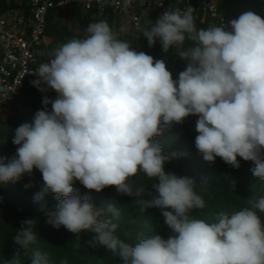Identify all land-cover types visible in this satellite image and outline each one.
Listing matches in <instances>:
<instances>
[{
  "label": "clouds",
  "instance_id": "clouds-1",
  "mask_svg": "<svg viewBox=\"0 0 264 264\" xmlns=\"http://www.w3.org/2000/svg\"><path fill=\"white\" fill-rule=\"evenodd\" d=\"M193 11L166 10L142 32L149 48L158 41L165 54L173 49L187 62L176 79L166 60L135 50L106 21L90 23L87 36L55 48L31 83L57 96L45 95L33 122L16 128L11 161L0 158V183L17 182L34 168L41 172L43 191L58 199L46 223L93 233L89 246L107 248L122 264H264V197L231 214L221 211L212 222L193 218V210L206 206L195 181L166 172L176 154L166 155L153 139L197 116L195 147L206 162L219 157L238 169L240 157L264 180V18L247 11L228 28L197 29ZM138 172L153 181L151 198L136 201L139 211L159 209L172 235L156 233L132 245L115 235L119 208L95 207L74 184L96 192L114 186L139 197L143 189L132 182ZM36 223L21 222L13 236L18 247L2 264H23L22 253L28 256L37 240ZM30 264H51L49 254L32 252Z\"/></svg>",
  "mask_w": 264,
  "mask_h": 264
},
{
  "label": "trees",
  "instance_id": "trees-1",
  "mask_svg": "<svg viewBox=\"0 0 264 264\" xmlns=\"http://www.w3.org/2000/svg\"><path fill=\"white\" fill-rule=\"evenodd\" d=\"M217 1L220 9H232L235 19L247 11L258 13L261 18H264V0ZM21 6H25V3L20 4L17 0H0V9L3 11ZM66 10L70 11L71 22L79 23L83 28L93 20L106 21L118 38L127 41L135 50L143 51L154 59L166 60L168 70L172 72L174 79L178 78V74L186 67L187 62L180 59L173 49L165 54L158 41L154 47H148L142 32L146 28L150 29L153 25L152 18L145 22L142 28H133L132 34L121 32L122 22L118 18L120 15L114 12L111 2L108 3L103 16L95 14V7L85 11L81 5L76 3L63 9H50L47 14L45 33L52 39L43 46L48 61L51 59L52 51L68 39L85 37L83 32H75L67 24L61 23L63 11ZM195 25L197 29L208 28L197 20H195ZM190 45L191 41H186L184 47L187 48ZM173 61L180 66L173 67ZM31 82L32 80L28 79L25 87L26 98L22 101L23 107H17L16 113L11 115V119L16 121L17 126L33 122L32 117L44 107L42 100L45 95H57L53 90H48L47 94L41 93ZM15 103L16 99L11 110ZM48 110L51 111V104L48 105ZM9 112L5 114L8 115ZM5 114L1 117H4ZM197 119V116H189L183 123L174 124L161 136L153 139L164 145L166 155L176 154L165 164V171L192 178L195 181L194 190L205 201V208L193 210L190 215L196 219L212 222L221 211L231 214L234 211L250 207L248 203L250 199L256 200L264 197V180L252 174L251 168L254 167V164L251 161H244L240 157L237 158L240 162L238 169L225 163L219 157L214 162H206L195 147L197 135L195 122ZM14 136L15 133L12 130L2 131L0 129V140L4 137L8 139L7 143L0 142V158L4 159L6 163L10 162L16 154L18 145L13 144ZM132 182L134 188L143 189L139 197L120 194L114 186L106 187L101 192L88 190L79 181L75 182L74 188L81 198L90 197L97 208L106 207L109 203H114L119 208L120 217L118 220H114L118 224L115 235L126 243L135 245L140 240L156 233L168 238L172 232L164 223L160 210L151 208L141 213L139 205L136 203L137 200L151 198L149 193H152L153 181L143 172H138L132 178ZM43 189L42 174L35 168L31 173L22 174L17 182L0 183V264L13 258L18 247L13 241V236L20 228L21 222L26 219L36 220V227L33 230L37 240L30 245L28 256L22 253L23 264H30L31 253L35 251L47 252L51 264H60L63 260H67L68 264H122L121 259L107 248L89 246L87 241L92 238L93 233L85 231L77 235L63 226L57 229L46 223L47 213L55 211L58 199L53 193L44 192ZM38 194H42L40 200L36 199ZM105 215L111 218L110 213L105 212ZM260 215L264 219V213H260Z\"/></svg>",
  "mask_w": 264,
  "mask_h": 264
},
{
  "label": "built area",
  "instance_id": "built-area-1",
  "mask_svg": "<svg viewBox=\"0 0 264 264\" xmlns=\"http://www.w3.org/2000/svg\"><path fill=\"white\" fill-rule=\"evenodd\" d=\"M119 15L128 17L131 27L140 29L152 18L153 24L166 11L191 6L194 19L209 26L229 27L235 19L232 10H222L217 0H20L25 6L0 11V117L9 112L28 79L41 63L47 62L38 52L48 43L45 28L52 8L79 4L83 9L96 8L103 16L108 3Z\"/></svg>",
  "mask_w": 264,
  "mask_h": 264
},
{
  "label": "rangeland",
  "instance_id": "rangeland-1",
  "mask_svg": "<svg viewBox=\"0 0 264 264\" xmlns=\"http://www.w3.org/2000/svg\"><path fill=\"white\" fill-rule=\"evenodd\" d=\"M232 10V9H231ZM233 11V10H232ZM96 14V13H95ZM257 15L260 16V14L256 13ZM119 20L122 22L121 23V32H126V33H130L132 34L134 31H133V27H131V24L130 22L128 21V17L127 16H123V15H120L118 16ZM61 23L62 24H67L69 26V28L75 32H83L85 36L88 35V33L86 32V28L87 26L90 24V23H94V22H97L96 20H93V21H90L84 28L83 26L81 27V25L79 23H72L71 20H70V11L66 10V11H63V17L61 19ZM120 30V29H119ZM52 37H47V41H51ZM38 52H44L43 51V48L39 49ZM42 57L44 59H46V61L48 62V59L46 57V54L42 55ZM178 66H180V64L176 63L175 61H173V67L175 68H178ZM51 89H49L50 91ZM40 91V90H39ZM41 92V91H40ZM27 93V90L22 89V91L19 92V94L17 95L16 97V103H15V108L13 107V109L11 110V112L4 115V117H1L0 118V129H2V131H5L7 129L9 130H12L14 133H15V130L16 128L18 127L16 124V121L14 122L12 119H11V115L16 113V108L19 107V108H22V101L25 100V94ZM41 93H48L47 92H41ZM49 97L50 100L52 99H55L56 96L55 95H47ZM32 119H34V116L32 117ZM0 142H5L7 143L8 142V139L6 137L2 138L0 140Z\"/></svg>",
  "mask_w": 264,
  "mask_h": 264
},
{
  "label": "crops",
  "instance_id": "crops-1",
  "mask_svg": "<svg viewBox=\"0 0 264 264\" xmlns=\"http://www.w3.org/2000/svg\"><path fill=\"white\" fill-rule=\"evenodd\" d=\"M9 1H11V0H9ZM17 1L20 2V0H17ZM0 11H3V10L0 9ZM5 11H6V10H5ZM47 37H48V35H47ZM49 37H50V36H49Z\"/></svg>",
  "mask_w": 264,
  "mask_h": 264
}]
</instances>
